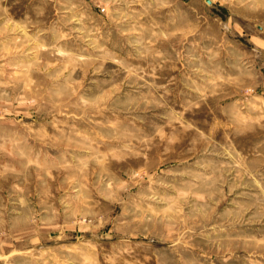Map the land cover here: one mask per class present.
<instances>
[{"label": "rangeland", "instance_id": "374dc122", "mask_svg": "<svg viewBox=\"0 0 264 264\" xmlns=\"http://www.w3.org/2000/svg\"><path fill=\"white\" fill-rule=\"evenodd\" d=\"M0 264H264V0H0Z\"/></svg>", "mask_w": 264, "mask_h": 264}, {"label": "water", "instance_id": "95a60500", "mask_svg": "<svg viewBox=\"0 0 264 264\" xmlns=\"http://www.w3.org/2000/svg\"><path fill=\"white\" fill-rule=\"evenodd\" d=\"M208 1V3H212V0H207Z\"/></svg>", "mask_w": 264, "mask_h": 264}, {"label": "built area", "instance_id": "2783aa9c", "mask_svg": "<svg viewBox=\"0 0 264 264\" xmlns=\"http://www.w3.org/2000/svg\"><path fill=\"white\" fill-rule=\"evenodd\" d=\"M104 10V9H103Z\"/></svg>", "mask_w": 264, "mask_h": 264}]
</instances>
